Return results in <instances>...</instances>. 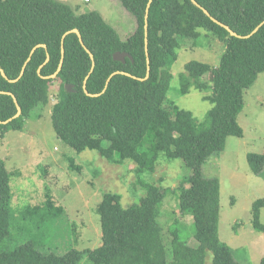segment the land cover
<instances>
[{"label":"trees","instance_id":"16d2710c","mask_svg":"<svg viewBox=\"0 0 264 264\" xmlns=\"http://www.w3.org/2000/svg\"><path fill=\"white\" fill-rule=\"evenodd\" d=\"M119 1L136 23L125 40L96 10L77 12L78 6L62 0H0V67L8 79H16L26 63L16 81L0 74V138L9 131H23L27 119L39 116L38 110L49 99L50 85L57 79L58 99L50 115L55 138L73 152L95 150L109 162L135 163L137 184L144 192L138 202L126 207L118 193L103 192L95 207L101 230L96 247H72L61 254L45 252L38 246L41 237L34 229L43 233L63 213V207L46 187L38 204L14 211L12 172L6 159L0 157V264H81L82 259L86 264H244L241 253L234 254L220 238V184L218 178L203 175L202 165L224 149L228 136L243 135L237 116L243 108L245 89L264 71V24L248 37L232 36L191 0H151L146 17V55L144 23L149 0ZM196 2L238 35H248L264 20V0ZM72 28L79 30L82 43L75 33L66 34L61 69L54 78H45L56 71L62 35ZM201 30L222 41L224 50L217 65L190 59L179 76L180 95L188 93L190 87L210 92L205 97L211 107L200 120L172 101L169 108L167 93L180 39L189 38L192 46L202 45ZM41 43L46 48L37 47L30 54ZM116 51L127 52L132 59L115 60ZM204 74L207 80H203ZM87 75L86 91L98 95L85 93ZM67 84H71L70 90ZM16 105L21 113L13 117ZM67 158L69 168H79ZM161 159L182 160L189 174L180 177L175 187L153 182L151 174ZM247 163L253 174H262L264 148L261 153H248ZM49 167L38 165L46 180L51 177ZM169 194L176 196L180 215L191 217L193 229L188 237L193 235L196 246L189 245L183 233L190 224L177 218L168 226L171 240L166 244L158 220L164 215L163 203ZM262 207L264 197L256 198L251 212L253 228L264 234ZM71 232L75 242L77 233L73 228ZM30 233V238L11 249L3 247L10 239H22ZM258 264H264V254Z\"/></svg>","mask_w":264,"mask_h":264},{"label":"rangeland","instance_id":"374dc122","mask_svg":"<svg viewBox=\"0 0 264 264\" xmlns=\"http://www.w3.org/2000/svg\"><path fill=\"white\" fill-rule=\"evenodd\" d=\"M62 1L72 7L78 6L77 12H100L106 22L119 31L123 40L135 28L133 16L119 0H90L88 3L81 0ZM200 32L202 45L192 46L189 38L180 39L178 56L170 69L173 80L167 93L171 98L167 106L172 108V101L178 107L190 110L201 120L211 107L205 97L210 92L190 87L188 93L180 95L178 88L182 89V85L179 76L184 73V64L190 59L217 65L224 44L206 30ZM202 78L207 80L208 75L204 74ZM58 91L59 81L56 79L50 85L47 103L38 110L39 116L27 119L23 131H9L5 138H0V157L6 159V167L12 172L11 207L14 211L31 203L38 204L47 192L46 187L56 204L63 207V213L54 218L43 233L34 229V233H39L41 237L38 246L43 251L61 254L72 247L93 248L100 244L99 215L95 207L101 201L103 192L118 193L121 205L126 207L138 202L142 187L137 184L138 177L133 171L135 163L128 160L109 162L95 150L73 152L55 138L50 115L58 99ZM237 121L243 135L228 136L224 149L216 151L206 160L202 172L205 177H216L219 180L220 238L228 243L234 254L241 253L244 264H258L264 254V234L253 228L251 205L256 198L264 197V172L256 175L250 171L247 154L261 153L264 148V71L245 89L243 108ZM67 157L72 158L79 168H69ZM39 164H49V180L42 177ZM185 174H189V170L182 160L168 162L161 159L150 180L161 186L175 187L179 178ZM162 210L166 213L158 221L166 244L171 240L168 226L177 218L186 225L190 224L183 233L187 243L196 246L193 235L188 237V232L193 229L191 217L180 215L176 196L169 194ZM260 222L264 223V207L260 209ZM72 228L77 233L75 242ZM31 236L30 233L22 239H10L3 247L11 249ZM80 263L86 264L85 259Z\"/></svg>","mask_w":264,"mask_h":264},{"label":"water","instance_id":"95a60500","mask_svg":"<svg viewBox=\"0 0 264 264\" xmlns=\"http://www.w3.org/2000/svg\"><path fill=\"white\" fill-rule=\"evenodd\" d=\"M150 1L151 0H149V2H148V4H147V7H146V10H145V23H144V29H145V31H144V37H145V39H144V50H145V54L147 55V38H146V35H147V33H146V30H147V23H146V17H147V13H148V7H149V5H150ZM192 1V3L193 4H195V5H197L198 7H200L201 9H202V11L207 15V16H209L210 17V19L212 20V21H214V22H216L217 24H219L220 26H222V27H224L228 32H229V34L230 35H232V36H238V37H248V36H250V35H252L254 32H256L257 30H258V28L262 25V24H264V20H262L248 35H244V36H242V35H238L237 33H235L234 31H232L227 25H225V24H223V23H221V22H219L217 19H215L214 17H212L210 14H209V12L205 9V8H203V7H201L197 2H196V0H191ZM71 32H73V33H75L77 36H78V39H79V41L82 43V39H81V35H80V32H79V30L77 29V28H72V29H70V30H68V31H66L63 35H62V38H61V49H60V51H61V58H60V62H59V64H58V67H57V69H56V71L53 73V74H51V75H49V76H46L45 78H54L56 75H57V73H58V71L61 69V66H62V61H63V54H64V49H63V38L65 37V35L66 34H68V33H71ZM82 46L84 47V49L88 52V54H89V56H90V58L92 59V53L82 44ZM37 47H43V48H46V45L45 44H43V43H41V44H37L36 46H34L32 49H31V51H30V54H32V52L37 48ZM125 57H129L130 59H132V57H131V55L129 54V53H127V52H120V51H116V52H114V54H113V58L115 59V60H120V61H122V62H124V60H125ZM27 60H29V58L27 59ZM49 60V56L47 55L46 56V60H45V62H47ZM146 62H147V64H148V58L146 59ZM26 64V63H25ZM25 64H24V66L22 67V69H21V72H20V75H19V77L21 76V74L23 73V71H24V67H25ZM93 70V65L91 66V68H90V72ZM38 72L40 73V68L38 69ZM90 72H89V74H90ZM117 73V72H116ZM121 73H123V74H126V75H130L129 73H127V72H121ZM0 74L4 77V78H6V79H8L7 77H6V75H5V72L3 71V69L0 67ZM88 74V75H89ZM88 75L85 77V79H84V85H83V89H84V91H85V93L86 94H88V95H92V96H94V95H98V93H96V94H91V93H88L87 91H86V88H85V83H86V79H87V77H88ZM111 75H113V74H111ZM110 75V76H111ZM148 75V68H147V71H146V75L145 76H147ZM18 77V78H19ZM18 78H16V79H8L9 81H11V82H13V81H16ZM72 86H71V84H67L66 85V89H68V90H70V88H71ZM3 93H8V94H10V92H3ZM14 99V102L16 103V99L15 98H13ZM16 107H17V113L13 116V117H17V116H19L20 115V113H21V109H20V107L18 106V105H16ZM12 117V118H13ZM11 120V118H9L8 120H6V121H3V123H6V122H8V121H10Z\"/></svg>","mask_w":264,"mask_h":264},{"label":"built area","instance_id":"2783aa9c","mask_svg":"<svg viewBox=\"0 0 264 264\" xmlns=\"http://www.w3.org/2000/svg\"><path fill=\"white\" fill-rule=\"evenodd\" d=\"M81 1H84V2H89V0H81Z\"/></svg>","mask_w":264,"mask_h":264},{"label":"clouds","instance_id":"9594fccd","mask_svg":"<svg viewBox=\"0 0 264 264\" xmlns=\"http://www.w3.org/2000/svg\"><path fill=\"white\" fill-rule=\"evenodd\" d=\"M89 2H90V0H89ZM88 3V2H87Z\"/></svg>","mask_w":264,"mask_h":264}]
</instances>
